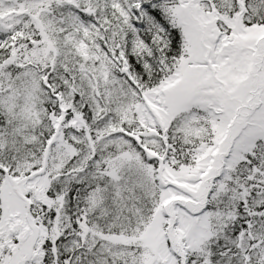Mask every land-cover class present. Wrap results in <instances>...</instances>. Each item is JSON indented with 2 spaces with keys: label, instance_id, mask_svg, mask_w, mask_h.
<instances>
[{
  "label": "snow or ice",
  "instance_id": "obj_1",
  "mask_svg": "<svg viewBox=\"0 0 264 264\" xmlns=\"http://www.w3.org/2000/svg\"><path fill=\"white\" fill-rule=\"evenodd\" d=\"M0 264H264V0H0Z\"/></svg>",
  "mask_w": 264,
  "mask_h": 264
}]
</instances>
